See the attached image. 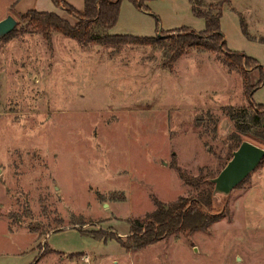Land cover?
I'll return each instance as SVG.
<instances>
[{"label": "rangeland", "instance_id": "374dc122", "mask_svg": "<svg viewBox=\"0 0 264 264\" xmlns=\"http://www.w3.org/2000/svg\"><path fill=\"white\" fill-rule=\"evenodd\" d=\"M16 1L0 0V20L17 21L0 38V264H264V162L226 196L210 181L231 156L241 117L229 113L248 109L224 49L191 47L172 60L169 39L80 43L38 31ZM143 4L122 0L105 33L202 31L192 8L213 7L226 48L264 67V0ZM248 73L254 82L257 70ZM251 97L264 103V83ZM207 192L223 215L207 229L125 249L130 224L148 222L156 201Z\"/></svg>", "mask_w": 264, "mask_h": 264}, {"label": "trees", "instance_id": "16d2710c", "mask_svg": "<svg viewBox=\"0 0 264 264\" xmlns=\"http://www.w3.org/2000/svg\"><path fill=\"white\" fill-rule=\"evenodd\" d=\"M121 1L84 0L82 9L77 10L66 1L52 0L55 6L60 7L75 19L73 24H70L67 19L62 18L57 13L35 9H30L22 15V18L28 19L29 24L46 35H49L51 31H57L80 43L144 45L169 39L172 60L184 54L185 50L191 47L201 48L205 51L224 49L223 61L230 69L240 72L245 97L248 101V109L242 108L240 114L237 115L229 113L232 120L236 119L235 116L241 117L240 121L236 120L234 123L235 131L229 136V140L232 141V151L244 139L249 141L252 139L250 142L253 141L254 144L259 145L264 142V103L253 106L251 97L252 93L264 83V67L259 64L257 59L243 52H233L226 48V40L220 30L221 12L219 9L209 7L205 10H197L192 8L194 16L204 21L202 31H195L191 27H180L173 30V34L167 36L159 33V37L106 34L105 32L111 30L116 24ZM129 1L140 10L149 9L143 4V0ZM97 29L102 30L103 34L96 32ZM243 32H245L244 29ZM254 69L257 70V79L252 82L248 72L254 71ZM262 161L264 162V158ZM208 194L205 198H181L175 203L163 204L156 201L154 211L147 216L148 222L137 220L130 224L127 243H123V246L125 249L141 248L163 240L170 235L196 231V229H207L212 222L223 216L212 207L213 195L212 193Z\"/></svg>", "mask_w": 264, "mask_h": 264}, {"label": "water", "instance_id": "95a60500", "mask_svg": "<svg viewBox=\"0 0 264 264\" xmlns=\"http://www.w3.org/2000/svg\"><path fill=\"white\" fill-rule=\"evenodd\" d=\"M17 21L12 15L0 20V38L9 34ZM160 34L158 35V37ZM264 158V148L249 140H242L232 151L230 158L219 173L210 179L214 194L227 195L237 187L248 175L256 170Z\"/></svg>", "mask_w": 264, "mask_h": 264}, {"label": "crops", "instance_id": "0c3cea01", "mask_svg": "<svg viewBox=\"0 0 264 264\" xmlns=\"http://www.w3.org/2000/svg\"><path fill=\"white\" fill-rule=\"evenodd\" d=\"M70 4L73 8L77 10L82 9L84 0H63ZM12 8L15 12H25L30 9H35L38 11H48L59 13L60 7H57L53 4L52 0H17L12 4ZM259 179L264 178V164H262L260 171L258 173ZM257 178V179H258ZM259 182H256V184Z\"/></svg>", "mask_w": 264, "mask_h": 264}]
</instances>
